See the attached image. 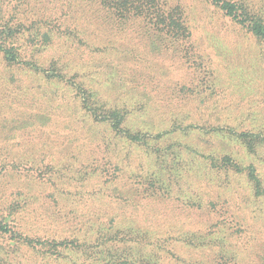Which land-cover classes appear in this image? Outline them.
<instances>
[{"label": "rangeland", "instance_id": "374dc122", "mask_svg": "<svg viewBox=\"0 0 264 264\" xmlns=\"http://www.w3.org/2000/svg\"><path fill=\"white\" fill-rule=\"evenodd\" d=\"M107 1L0 0L22 60L0 50V264H129L163 243L165 264H264L245 174L264 189V40L215 0H154L166 28Z\"/></svg>", "mask_w": 264, "mask_h": 264}, {"label": "trees", "instance_id": "16d2710c", "mask_svg": "<svg viewBox=\"0 0 264 264\" xmlns=\"http://www.w3.org/2000/svg\"><path fill=\"white\" fill-rule=\"evenodd\" d=\"M108 4L110 8H112L115 13L120 14L122 19L131 20L133 18H144V20L151 21L154 27L159 28L162 24H164V28L167 27L169 24L170 17H164V13H161V9L155 7L153 5L154 0H108ZM105 5V2H103ZM216 5L222 10V12L229 17L231 20L236 22L239 25L247 27L252 34L259 40H264V18L259 15H254L251 13L250 9L242 4L238 3L233 0H215ZM162 16V18H160ZM14 21H10L5 23L4 25L0 26V32L3 35L9 37V43L0 45V50L5 54L7 57L8 62L10 65H19L22 63L21 60V53L20 49L15 45L14 39L18 35L17 31L12 28ZM12 63V64H11ZM26 65L32 67L35 70H40V68L33 63H25ZM248 133H241L242 136ZM225 167L230 168L231 170L238 171V168L233 167L231 164H227ZM225 168L226 170H229ZM243 172V171H242ZM246 177L249 183L252 186V191L257 198H264V189L261 187V182L259 177L255 174L253 169L248 170L245 172ZM10 229L9 227L0 222V236L9 234ZM181 239V238H180ZM199 239V240H198ZM189 242L195 243L198 241L197 245L200 247H211L212 240L209 238L201 237L198 234H189L181 239L182 242ZM194 241V242H192ZM220 242L221 240H217ZM123 246L118 250L125 249L130 252H135L136 248L132 245L133 242L127 240H120ZM222 242V241H221ZM224 242V239H223ZM74 247V243H67L66 247L68 246ZM156 250L153 252H145L146 247H141L140 250H144V255L137 257L135 261L129 262V264H136V262H140V264H165L166 259L168 258L169 254L168 249L163 243L162 246H155L153 248ZM168 253V254H167ZM135 262V263H134ZM167 264V263H166Z\"/></svg>", "mask_w": 264, "mask_h": 264}]
</instances>
